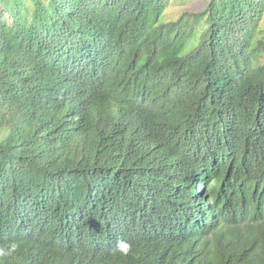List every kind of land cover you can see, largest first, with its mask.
<instances>
[{
    "label": "trees",
    "instance_id": "16d2710c",
    "mask_svg": "<svg viewBox=\"0 0 264 264\" xmlns=\"http://www.w3.org/2000/svg\"><path fill=\"white\" fill-rule=\"evenodd\" d=\"M172 2L0 0V264H264V0Z\"/></svg>",
    "mask_w": 264,
    "mask_h": 264
},
{
    "label": "rangeland",
    "instance_id": "374dc122",
    "mask_svg": "<svg viewBox=\"0 0 264 264\" xmlns=\"http://www.w3.org/2000/svg\"><path fill=\"white\" fill-rule=\"evenodd\" d=\"M208 0H173L170 7L161 17L162 21L176 20L183 11H200L207 4ZM6 15L3 8L0 6V17Z\"/></svg>",
    "mask_w": 264,
    "mask_h": 264
},
{
    "label": "clouds",
    "instance_id": "9594fccd",
    "mask_svg": "<svg viewBox=\"0 0 264 264\" xmlns=\"http://www.w3.org/2000/svg\"><path fill=\"white\" fill-rule=\"evenodd\" d=\"M118 247L120 252L124 255H127L128 252L131 250V245L127 242H121Z\"/></svg>",
    "mask_w": 264,
    "mask_h": 264
}]
</instances>
